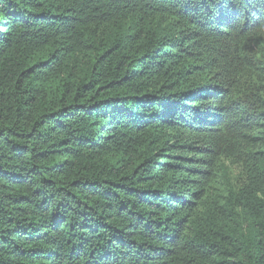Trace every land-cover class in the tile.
Masks as SVG:
<instances>
[{
  "label": "trees",
  "instance_id": "1",
  "mask_svg": "<svg viewBox=\"0 0 264 264\" xmlns=\"http://www.w3.org/2000/svg\"><path fill=\"white\" fill-rule=\"evenodd\" d=\"M0 264H264V0H0Z\"/></svg>",
  "mask_w": 264,
  "mask_h": 264
}]
</instances>
